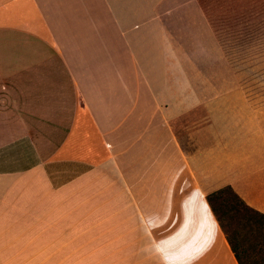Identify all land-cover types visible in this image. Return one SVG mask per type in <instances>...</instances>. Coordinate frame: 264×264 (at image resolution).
<instances>
[{"label":"crops","instance_id":"1","mask_svg":"<svg viewBox=\"0 0 264 264\" xmlns=\"http://www.w3.org/2000/svg\"><path fill=\"white\" fill-rule=\"evenodd\" d=\"M199 1L0 0V264H237L204 194L264 214V91L190 90Z\"/></svg>","mask_w":264,"mask_h":264},{"label":"rangeland","instance_id":"2","mask_svg":"<svg viewBox=\"0 0 264 264\" xmlns=\"http://www.w3.org/2000/svg\"><path fill=\"white\" fill-rule=\"evenodd\" d=\"M199 7L220 53L209 47L181 53L189 62L184 66L190 90L206 97L204 107L215 105L208 97L217 91H264V0H200ZM174 87L180 90L181 84ZM221 101L222 106L231 102L228 98ZM194 117L191 114V133L196 127ZM248 216L238 213L230 218L233 241L242 264H264V218Z\"/></svg>","mask_w":264,"mask_h":264},{"label":"trees","instance_id":"3","mask_svg":"<svg viewBox=\"0 0 264 264\" xmlns=\"http://www.w3.org/2000/svg\"><path fill=\"white\" fill-rule=\"evenodd\" d=\"M204 199L217 225L223 233L237 264H242L240 258L241 255L237 251L236 244L233 241L234 235L232 234L234 233L230 230V218L238 213H242L245 216L251 214L252 216L259 218H264V214L249 207L228 184L206 192L204 194Z\"/></svg>","mask_w":264,"mask_h":264}]
</instances>
